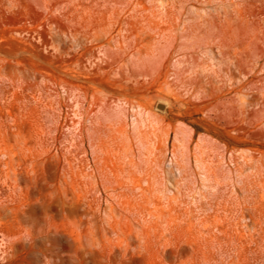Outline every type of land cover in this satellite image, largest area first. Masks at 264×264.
Returning <instances> with one entry per match:
<instances>
[{
    "label": "rangeland",
    "instance_id": "rangeland-1",
    "mask_svg": "<svg viewBox=\"0 0 264 264\" xmlns=\"http://www.w3.org/2000/svg\"><path fill=\"white\" fill-rule=\"evenodd\" d=\"M0 264H264V0H0Z\"/></svg>",
    "mask_w": 264,
    "mask_h": 264
}]
</instances>
